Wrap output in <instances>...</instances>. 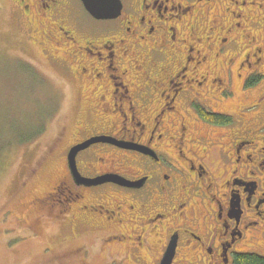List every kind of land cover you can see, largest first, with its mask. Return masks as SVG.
<instances>
[{
    "label": "flooded vegetation",
    "instance_id": "af4514ba",
    "mask_svg": "<svg viewBox=\"0 0 264 264\" xmlns=\"http://www.w3.org/2000/svg\"><path fill=\"white\" fill-rule=\"evenodd\" d=\"M120 1L117 16L97 18L83 0H11L19 23L66 52L54 59L79 67L91 87L87 122L63 152L65 174L37 200L60 204L48 214L71 237L93 235L69 251L82 264L96 252L105 264H162L172 247L170 264H235L264 245V90L232 107L233 82L242 94L262 85L264 49L218 69L199 33H210L215 58L228 54L238 45L232 32L259 16L257 0ZM95 136L121 144L81 149V176L134 185L76 180L69 151Z\"/></svg>",
    "mask_w": 264,
    "mask_h": 264
},
{
    "label": "rangeland",
    "instance_id": "374dc122",
    "mask_svg": "<svg viewBox=\"0 0 264 264\" xmlns=\"http://www.w3.org/2000/svg\"><path fill=\"white\" fill-rule=\"evenodd\" d=\"M0 5L4 6L0 9V264H82L69 251L80 243L90 244L93 235L71 237L70 225L64 222L62 227L48 214L60 204L37 198L52 192L65 174L63 152L87 122L91 87L78 75L79 67L71 73L54 59L66 52L46 43L28 23H19L11 0H0ZM254 7L259 16L244 23V30L232 32L238 45L230 46L226 55L215 58L216 44L211 48L206 38L210 33L204 27L200 30L199 47L212 67L222 69L228 57L235 65L255 47L264 49V0H257ZM260 56L264 74V53ZM241 87L242 81L235 77L236 96L230 106L254 104L264 90V79L248 94H242ZM258 250L253 252L264 255V245ZM87 260L83 264H105L106 257L96 252Z\"/></svg>",
    "mask_w": 264,
    "mask_h": 264
},
{
    "label": "water",
    "instance_id": "95a60500",
    "mask_svg": "<svg viewBox=\"0 0 264 264\" xmlns=\"http://www.w3.org/2000/svg\"><path fill=\"white\" fill-rule=\"evenodd\" d=\"M84 4L86 5L87 9L97 18H110L115 17L119 14L121 10V1L120 0H83ZM100 141H107V142H116L117 140H114L111 137L108 136H95L88 140H86L83 143H80L78 145H75L72 147L68 154V161L69 166L78 182L85 183L86 185H96L101 184L107 181H115L122 185L132 186L135 183L127 180L124 177L118 176V175H103L96 178H85L81 176V174L78 171L77 164H76V156L77 153L83 149L89 146L92 143L100 142ZM116 143H120L119 141ZM121 144V143H120ZM173 247L168 249L167 253L165 254L162 264H170L171 258L173 255Z\"/></svg>",
    "mask_w": 264,
    "mask_h": 264
},
{
    "label": "trees",
    "instance_id": "16d2710c",
    "mask_svg": "<svg viewBox=\"0 0 264 264\" xmlns=\"http://www.w3.org/2000/svg\"><path fill=\"white\" fill-rule=\"evenodd\" d=\"M255 77V81L258 80L259 76ZM26 142L28 141L26 140ZM235 264H264V255L258 253L238 254L235 257Z\"/></svg>",
    "mask_w": 264,
    "mask_h": 264
}]
</instances>
